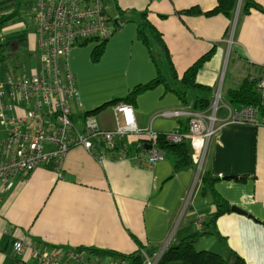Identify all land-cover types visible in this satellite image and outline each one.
Masks as SVG:
<instances>
[{
	"label": "crops",
	"instance_id": "crops-1",
	"mask_svg": "<svg viewBox=\"0 0 264 264\" xmlns=\"http://www.w3.org/2000/svg\"><path fill=\"white\" fill-rule=\"evenodd\" d=\"M22 1L0 0V16L15 11L18 15ZM33 1H27L24 8ZM216 1L112 0L108 4L111 9L106 11L115 30L104 41L98 64L89 60L94 44L82 53L81 70L69 66V59L76 60L78 48H71L63 63L73 73L78 92L72 113L81 115L109 103L94 118L100 127L111 130L115 106L123 103L110 102L125 97L134 86L152 80L157 73L148 48L137 37L142 14L160 32L177 71L178 79H172L168 71L163 73L154 48L159 49L158 56L164 61L163 49L150 40L159 70L172 90L180 86L178 81L185 70L212 48L213 55L195 77V82L209 88L210 93L184 89L185 104L159 84L128 104L138 128L161 134L182 132L187 128L186 118L164 115L166 111H198L191 108L192 102L206 96L210 110L213 97L219 93L216 129L209 139L201 171L193 157L194 167L175 173L168 154L150 167H140L127 160L98 162L82 148H72L61 162L60 176L49 166L40 167L12 190L0 191V264H41L36 257L38 249L53 246L110 249L126 254L142 246L157 254L164 246L202 231L208 234L198 238V250L212 251L229 261L237 254L246 264H264V126L232 122L230 119L242 107L226 100L229 90L236 89L245 78L256 79L262 71L264 12L251 9L243 14L240 0L232 19H227L211 13ZM254 2L264 9V0ZM192 8L198 12L186 11ZM9 22L0 31V43L11 41L14 50L20 28ZM31 37L35 50L34 33ZM92 80L100 88H92ZM138 139L128 138L132 145ZM203 171L218 178L214 189L230 205V211L214 222H210L215 212L211 195L202 192ZM241 177L244 179L239 180ZM232 206L245 214L232 211ZM17 239L25 244L19 257L13 255ZM101 256L108 262L107 255Z\"/></svg>",
	"mask_w": 264,
	"mask_h": 264
},
{
	"label": "built area",
	"instance_id": "built-area-1",
	"mask_svg": "<svg viewBox=\"0 0 264 264\" xmlns=\"http://www.w3.org/2000/svg\"><path fill=\"white\" fill-rule=\"evenodd\" d=\"M24 12L33 24L40 70L34 67L30 73L0 76V191L12 190L40 167L49 166L60 176L64 156L75 147L89 152L98 162L127 160L136 166L150 167L164 160L166 153L152 143L144 148L142 142L132 145L128 140L131 136L153 139L157 134L138 128L130 105L115 106L111 130L100 127L91 115H74L71 111L78 92L67 68L62 76V64L72 47L86 43L96 46L112 35L114 23L104 1L34 0ZM254 85L264 100V66ZM219 96L217 93L207 111L180 108L164 114L186 118L185 132L171 131L164 137L174 143L187 140L198 171L216 129ZM260 114L257 107H242L230 120L264 126V116ZM24 249L25 244L17 239L13 255L21 256ZM141 253L148 260L146 252ZM107 256L108 262H104L102 256L62 246L43 247L36 254L41 264H127L124 259Z\"/></svg>",
	"mask_w": 264,
	"mask_h": 264
},
{
	"label": "trees",
	"instance_id": "trees-1",
	"mask_svg": "<svg viewBox=\"0 0 264 264\" xmlns=\"http://www.w3.org/2000/svg\"><path fill=\"white\" fill-rule=\"evenodd\" d=\"M237 0H217L213 9L211 10L212 14H221L225 16L227 19H232L233 12L236 8ZM251 9H256L258 11H263L264 9L259 6L254 0H242L241 2V12L243 14H248ZM187 12H198V9L192 8L186 10ZM16 16V11L11 14H4L0 16V31L3 28L4 24L7 21H11ZM115 30V27H114ZM114 32V31H113ZM20 39H16V42L21 43L22 48L25 47V36L21 34ZM137 37L141 42L148 48L149 54L153 62L157 65V73L155 78L152 80L138 84L134 86L131 90L123 98H119L115 101L110 102L111 104H116L117 102H121L123 104H131L135 101L136 96L146 90H150L156 87L159 84H162L166 90H172L164 76L161 74L159 70V65L155 60V56L153 55L152 48L149 46L150 40H155L161 49H163V58L166 64L167 70L172 79L177 78V71L170 59L167 48L161 38L160 32L157 30L155 26H153L146 19V14H142V17L138 23L137 29ZM104 41L101 44H98L93 47L91 51V60L93 62H98L103 51H104ZM11 41H4L0 43V58L4 59L7 55H9ZM213 49L211 48L207 53L200 56L193 62L182 74L178 83L180 86H177L175 90H172L178 97L183 101V103L187 104L186 94L183 92L184 89H195L204 92L206 95L210 93V89L207 87H203L198 85L195 82V77L197 72L203 66V64L208 61L213 55ZM178 79V78H177ZM226 100L229 104L234 106L244 107V108H254L257 107L262 116H264V106L263 99L259 95V93L255 90L254 80L245 78L241 84L234 90H229L226 93ZM109 103H105L102 106L84 113L85 115H95L97 111L103 107H105ZM210 102L208 100V96L206 97H196L192 102L191 108L198 111H206L209 109ZM182 125L184 122L180 121ZM186 130H182L185 132ZM137 142H142V146H146V143L153 144L158 149L164 151L166 154L171 157V164L173 168V172H178L179 170L194 167V163L192 160L193 153L190 148L189 142L185 139L174 143L168 141L164 134L157 133L153 139L139 138ZM244 177H241L239 180H243ZM218 180V178L214 177L210 172L203 171L200 174V181L202 186V192H209L212 198V202L215 206V212L212 215L210 222H214L217 217L221 214L227 213L230 211V205L221 198L214 189V184ZM208 234L206 231H202L200 233H194L188 236H185L178 240L177 242L168 245L162 254L159 256L155 264H246L245 261L238 256L237 254H233V260L229 261L221 257L219 254L214 253L208 250H197L195 244L198 238L201 235ZM144 247H140L132 253H122L110 249H95L89 247H77L75 250L77 251H86L88 254L94 255H109L114 259H124L127 264H144L145 259L141 253ZM146 254L151 257L155 252L153 250L144 249Z\"/></svg>",
	"mask_w": 264,
	"mask_h": 264
},
{
	"label": "rangeland",
	"instance_id": "rangeland-1",
	"mask_svg": "<svg viewBox=\"0 0 264 264\" xmlns=\"http://www.w3.org/2000/svg\"><path fill=\"white\" fill-rule=\"evenodd\" d=\"M27 1H32V0H24V1H22V4H21L22 6L20 5L22 9L20 8L18 15H16L9 22V24L11 26L13 24H15L16 26H18L20 28V30L18 29L19 32L16 33V34H18L16 39H20L22 37L20 34H28L27 38H25L26 39L25 40V47L22 48L21 43H19L20 41L16 42V45L13 48L14 50L9 51L8 52L9 55H7L0 62V76H7V75H12V74H20V73H30L32 68H34V67H35V70L36 69L38 71L40 70V63H39L40 51H39V47L37 46L36 49L34 50L35 46H34V44L32 42V37H31V35H32L33 31H34L33 24L31 22L29 16L25 15V12H24V6L26 5ZM111 2H112V0H105V7H106V10L108 12L111 9V7H108V4L111 3ZM16 39H14V41ZM92 45L93 44L86 43L85 45H82V46L72 47V48H78L80 50L76 52L77 58H78V62H77V58H76V60L69 59V66L71 68L75 69V70H81L82 69V63H83V60H84L83 57H82V53L85 54L86 51H89V49H91ZM159 52H160L159 49L155 47L154 48V54L156 56V59L158 60L159 65L161 66V69L163 70V73L166 74L168 70H167L165 62L163 60H161L160 57L158 56ZM89 60H90L91 64H93V65H97L98 64L97 62H93L91 60V52L89 53ZM67 66H68V60H67ZM66 68L67 67H65V65L63 64L62 65V76L65 75ZM69 74H71L73 76V78H74L73 73H71L69 71ZM96 82L97 81L92 80V82H91L92 88H95V87L96 88H100V85H97ZM171 83L173 84L172 80H171ZM191 94H192V92H191ZM191 98L192 97H189L190 100H191ZM213 100H214V97H213V99L211 101V105H212ZM91 116L94 117L95 115L93 114ZM195 247H196V244H195ZM197 248L198 247H196V249ZM157 251H158V249H157ZM154 254L151 257H149L146 254L147 257H148V260H146L145 257L143 256V258L145 259L144 264H149V263L152 264L155 261V258H156ZM147 261H149V262H147Z\"/></svg>",
	"mask_w": 264,
	"mask_h": 264
},
{
	"label": "water",
	"instance_id": "water-1",
	"mask_svg": "<svg viewBox=\"0 0 264 264\" xmlns=\"http://www.w3.org/2000/svg\"><path fill=\"white\" fill-rule=\"evenodd\" d=\"M239 2H240V0H237V5L239 4ZM263 106H264V100H263ZM146 146H147V147H150V145H146ZM226 178H228V177H226ZM231 210H232V211H235V212H238V213L245 214L243 210H241V209H239V208H237V207H235V206H232V207H231ZM165 248H166V247L164 246V247L159 251V255H158V257L155 259V261H154L152 264H155V262L157 261V259H158L159 256L162 254V252L164 251Z\"/></svg>",
	"mask_w": 264,
	"mask_h": 264
}]
</instances>
